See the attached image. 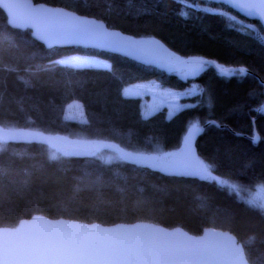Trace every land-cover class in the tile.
<instances>
[{"label": "trees", "instance_id": "trees-1", "mask_svg": "<svg viewBox=\"0 0 264 264\" xmlns=\"http://www.w3.org/2000/svg\"><path fill=\"white\" fill-rule=\"evenodd\" d=\"M104 22L134 41L161 42L181 60L212 61L181 77L118 55L80 49H46L28 30L11 29L0 11V126L68 139L107 141L137 156L180 148L190 126L213 122L198 135V159L210 168L205 182L165 177L123 160L75 158L40 144L0 143V227L39 214L50 219L113 225L148 222L192 235L204 228L228 231L249 264H264V212L217 180L238 187L264 185V30L222 5L200 0H32ZM98 56L108 69L61 65L62 56ZM169 54L171 58L169 59ZM168 63V62H167ZM173 63V61H172ZM154 81L180 91L194 83L200 94L172 117L140 114L138 98L124 87ZM80 103L84 121L64 119ZM197 105L196 107H190ZM219 126H216V125ZM253 129L259 139L251 141Z\"/></svg>", "mask_w": 264, "mask_h": 264}, {"label": "water", "instance_id": "water-1", "mask_svg": "<svg viewBox=\"0 0 264 264\" xmlns=\"http://www.w3.org/2000/svg\"><path fill=\"white\" fill-rule=\"evenodd\" d=\"M222 5L247 21L257 22L264 30L260 9H238L233 3H259V0H200ZM0 11L6 25L15 30H28L31 37L46 49H80L118 55L133 59L150 67L170 73L183 66L178 62L167 63V48L159 41L146 39L135 41L145 49L141 55H129L127 50L114 49L107 43L108 33H117L115 38L134 41L129 35L108 28L104 22L92 17L79 15L71 10L34 3L32 0H0ZM183 61H205L218 74L225 75L239 68H217L210 60L187 58ZM240 72V71H239ZM247 73V72H246ZM264 93V83H262ZM264 105L258 110L263 111ZM213 122L190 126L185 131L179 149H184V138L191 135L193 150L188 164L175 165L168 155L167 162L157 165L134 156L112 142H95L89 148H80L37 131L7 129L0 126V143L40 144L47 148L75 158L94 156L102 151H111L126 163L154 171L165 177L192 179L199 182L208 180L201 176L197 167L202 163L197 156L195 143L198 135ZM200 129V131H196ZM259 137L253 129L251 141ZM15 243L44 256L42 264H249L243 247L228 231L204 228L199 235H192L182 228H165L148 222L118 223L100 225L75 220L50 219L35 214L21 219L14 227H0V245Z\"/></svg>", "mask_w": 264, "mask_h": 264}, {"label": "rangeland", "instance_id": "rangeland-1", "mask_svg": "<svg viewBox=\"0 0 264 264\" xmlns=\"http://www.w3.org/2000/svg\"><path fill=\"white\" fill-rule=\"evenodd\" d=\"M170 58L171 54H169V59ZM57 63L61 65H70L73 67H93L100 69L109 68V63L106 60L91 54H67L58 59ZM201 69L202 67L199 69V71ZM197 72L198 71H191L190 68L185 65L176 69V73H178V75L181 77L192 76ZM200 92L201 91L199 87H197V85L194 83H191L183 90L176 91L171 89H161L157 83L152 80L128 85L123 89L124 96L139 99L140 114L144 118L149 117L160 110H164L165 117L170 118L182 108L190 105L185 100L199 95ZM63 116L66 120L77 122L84 121L81 105L77 101H71L65 106ZM54 137L67 144L80 148H89L95 143L94 141H88L84 138L68 139L59 135H54ZM57 154L58 152L55 151L50 153L51 156H56ZM94 156L104 162H111L121 159L119 155L111 151H102L95 154ZM140 158L145 161L163 166L167 162L168 153L160 154L155 157L146 156ZM209 179L213 178L210 177ZM217 182H219L220 185H223L228 191L235 193L238 198L242 199L248 205L256 207L264 212V185L257 184L250 188H243L240 186L238 187L237 185L228 181L217 180Z\"/></svg>", "mask_w": 264, "mask_h": 264}, {"label": "snow or ice", "instance_id": "snow-or-ice-1", "mask_svg": "<svg viewBox=\"0 0 264 264\" xmlns=\"http://www.w3.org/2000/svg\"><path fill=\"white\" fill-rule=\"evenodd\" d=\"M223 3H230L231 0H221ZM232 7L238 9H260L261 19L264 20V0H259V3H233ZM117 33H108L106 39L109 47L114 49L127 50L129 55H141L145 52V49L135 41H129L126 39L115 38ZM172 61L178 62L180 65H185L190 68L191 71L196 72L203 66L205 61H193L187 62L181 60L178 56H173L166 62L172 63ZM241 73L246 74L247 69H239ZM197 105H191L190 107H196ZM216 126H219L218 124ZM200 131V129H196ZM193 150V141L191 135L184 138V149L180 153H169L173 157L171 163L175 165L188 164V157ZM197 171L201 176L210 175V168L201 163L197 168ZM44 256L35 250L22 248L15 243L5 242L0 245V264H42Z\"/></svg>", "mask_w": 264, "mask_h": 264}]
</instances>
